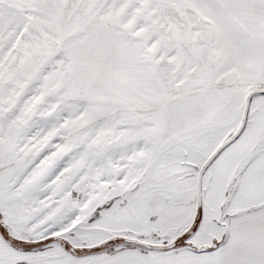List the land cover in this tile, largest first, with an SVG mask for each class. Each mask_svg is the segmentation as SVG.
Instances as JSON below:
<instances>
[{
    "label": "snow or ice",
    "instance_id": "1",
    "mask_svg": "<svg viewBox=\"0 0 264 264\" xmlns=\"http://www.w3.org/2000/svg\"><path fill=\"white\" fill-rule=\"evenodd\" d=\"M0 264H264V0H0Z\"/></svg>",
    "mask_w": 264,
    "mask_h": 264
}]
</instances>
